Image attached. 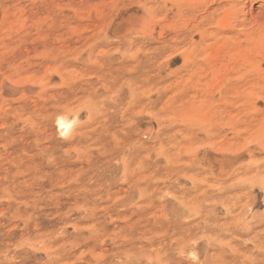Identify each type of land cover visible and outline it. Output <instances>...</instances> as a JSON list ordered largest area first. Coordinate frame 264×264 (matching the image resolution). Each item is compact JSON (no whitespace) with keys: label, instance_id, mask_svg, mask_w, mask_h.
Listing matches in <instances>:
<instances>
[{"label":"rangeland","instance_id":"rangeland-1","mask_svg":"<svg viewBox=\"0 0 264 264\" xmlns=\"http://www.w3.org/2000/svg\"><path fill=\"white\" fill-rule=\"evenodd\" d=\"M0 264H264V0H0Z\"/></svg>","mask_w":264,"mask_h":264},{"label":"bare ground","instance_id":"bare-ground-1","mask_svg":"<svg viewBox=\"0 0 264 264\" xmlns=\"http://www.w3.org/2000/svg\"><path fill=\"white\" fill-rule=\"evenodd\" d=\"M62 109V108H61ZM77 120V119H76ZM74 119L68 117L67 115L58 114L56 118V127L58 130V133L63 136H67L74 127ZM205 222V221H204ZM207 222V221H206ZM191 224V223H190ZM207 225V224H206ZM194 237V236H193ZM183 238V237H182ZM189 239V238H188ZM190 240V239H189ZM182 242V241H181ZM185 243V241H184ZM180 244V243H179ZM184 245V244H183ZM181 246V245H180ZM186 246V245H185ZM184 246V247H185ZM183 247V246H181ZM180 248V247H179ZM190 249V247H189ZM186 251V249H185ZM189 253V252H188ZM209 259V258H208Z\"/></svg>","mask_w":264,"mask_h":264}]
</instances>
